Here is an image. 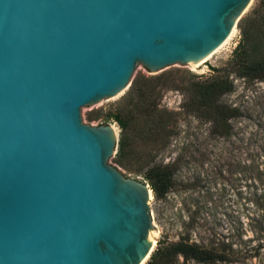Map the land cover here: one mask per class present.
Here are the masks:
<instances>
[{"label": "water", "instance_id": "1", "mask_svg": "<svg viewBox=\"0 0 264 264\" xmlns=\"http://www.w3.org/2000/svg\"><path fill=\"white\" fill-rule=\"evenodd\" d=\"M251 0H0V264H143L150 189L80 108L218 48Z\"/></svg>", "mask_w": 264, "mask_h": 264}, {"label": "rangeland", "instance_id": "2", "mask_svg": "<svg viewBox=\"0 0 264 264\" xmlns=\"http://www.w3.org/2000/svg\"><path fill=\"white\" fill-rule=\"evenodd\" d=\"M263 2L250 1L233 35L200 66L177 63L151 73L138 63L123 92L80 108L84 123L115 127L109 164L150 189L151 253L159 242L182 240L231 256L202 262L179 255L170 264H264V77L241 73L243 63L264 58ZM210 78L231 84L217 101L239 110L226 133L193 109L194 83ZM118 110L126 118L122 148ZM157 164L173 170L160 196L146 178Z\"/></svg>", "mask_w": 264, "mask_h": 264}, {"label": "trees", "instance_id": "3", "mask_svg": "<svg viewBox=\"0 0 264 264\" xmlns=\"http://www.w3.org/2000/svg\"><path fill=\"white\" fill-rule=\"evenodd\" d=\"M240 28L244 35L245 26L241 25ZM241 73L247 77L263 78L264 58L251 63H243ZM194 85L197 97L193 99V109L197 110L200 115L211 118L219 132H228V119L238 116L239 110L236 107L219 103L217 100L226 90L231 88V84L217 78H210L198 80ZM132 94L133 89L129 92V98ZM137 111L140 110L137 108ZM113 118L121 128L119 144L122 148L124 145L126 118L121 110L115 112ZM172 177L173 170L170 165L162 164L152 166L146 174V178L149 180L155 196L162 195L170 188ZM179 255H182L185 259H195L202 262H213L216 260L228 261L231 259V256L225 251L178 240L163 246L159 242L156 249L150 254L144 264H170Z\"/></svg>", "mask_w": 264, "mask_h": 264}, {"label": "bare ground", "instance_id": "4", "mask_svg": "<svg viewBox=\"0 0 264 264\" xmlns=\"http://www.w3.org/2000/svg\"><path fill=\"white\" fill-rule=\"evenodd\" d=\"M234 27L232 28V30H231V32H230V34L227 36L228 38H226L223 42L224 43H222L223 45L227 42V40L233 35V32H234ZM221 46V45H220ZM218 47V49L219 48H221V47ZM217 48L212 52V53H214V52H216L217 50H218ZM210 55V54H209ZM209 55L208 56H206L205 58H203V59H201V60H199V61H197V62H195V63H191L190 65H192V66H200L201 64H203V62L207 59V58H209ZM152 243H154V239H152Z\"/></svg>", "mask_w": 264, "mask_h": 264}]
</instances>
